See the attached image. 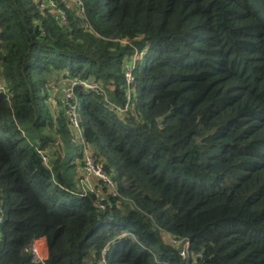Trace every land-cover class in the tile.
I'll list each match as a JSON object with an SVG mask.
<instances>
[{
	"label": "trees",
	"instance_id": "trees-1",
	"mask_svg": "<svg viewBox=\"0 0 264 264\" xmlns=\"http://www.w3.org/2000/svg\"><path fill=\"white\" fill-rule=\"evenodd\" d=\"M80 1L0 0V264L39 237L47 264H187L165 233L193 264H264V0ZM69 78L96 86L80 141L52 107ZM78 141L119 159L118 193L77 186Z\"/></svg>",
	"mask_w": 264,
	"mask_h": 264
},
{
	"label": "built area",
	"instance_id": "built-area-1",
	"mask_svg": "<svg viewBox=\"0 0 264 264\" xmlns=\"http://www.w3.org/2000/svg\"><path fill=\"white\" fill-rule=\"evenodd\" d=\"M76 1V0H75ZM78 4H81L80 0H77ZM40 5L43 7V3ZM83 12V8L81 9V13ZM61 20L63 22L67 21V17L65 13L61 12L60 14ZM144 51L136 52L131 57V61L127 63L125 68V79L127 85L129 87L134 84L135 79L133 76V65L135 60L139 57H142ZM84 86L87 88H95V85L89 84L88 82L79 79V78H69L66 79L61 86V93L63 99V105L65 107L66 115L69 119L70 126L73 128L74 134H76V138L79 141L82 139V124L79 118L78 112V102L75 95V87L76 86ZM5 90L4 86L0 85V92ZM128 100L123 106L116 105L114 103L111 104V108L118 111L119 113H124L130 110V106L132 105V94L130 90L127 92ZM84 160H83V176L80 180L81 190L84 194L88 192H93L97 195L100 201L104 200V193L102 191L96 189V186L93 185L89 179L96 178L100 182V184L106 187L109 191L117 192V181L114 178V174L111 171H108L104 168V164L101 159L95 155L92 151L88 150L87 144H84ZM41 157L46 165H50V155L47 149L41 150ZM99 206L104 209L105 205L103 203L99 204ZM3 224V216H0V238ZM166 239L173 244L179 250V254L182 258L186 259L187 264H193V260L197 257H202L203 253L199 252L196 254L191 251V243L188 238H178L170 233H165ZM28 251L32 254V259L36 264H47L48 258V243L45 237L35 238L30 245L28 246ZM107 248L103 249V255L106 254ZM103 263L105 264V259L103 256Z\"/></svg>",
	"mask_w": 264,
	"mask_h": 264
},
{
	"label": "crops",
	"instance_id": "crops-1",
	"mask_svg": "<svg viewBox=\"0 0 264 264\" xmlns=\"http://www.w3.org/2000/svg\"><path fill=\"white\" fill-rule=\"evenodd\" d=\"M5 84V79L0 75V85L1 86H4ZM54 94H52V107H53V111L54 113H59L61 110H63L62 108V96L60 95V91L58 88H55L53 90ZM53 99H55V102H57V105H54L53 104ZM89 144H87L88 146ZM88 149L93 151L94 152V147H92L91 145L88 146ZM112 171L114 172V175H115V171L112 169ZM80 174V175H79ZM79 175V177H78ZM83 176V168H81L80 166L77 167V175L74 177V181L76 182L77 181V178H82ZM89 181L96 186V189L102 191V187L100 188V184L98 183V179L96 178H91L89 179ZM80 186V185H79ZM81 187V186H80Z\"/></svg>",
	"mask_w": 264,
	"mask_h": 264
},
{
	"label": "rangeland",
	"instance_id": "rangeland-1",
	"mask_svg": "<svg viewBox=\"0 0 264 264\" xmlns=\"http://www.w3.org/2000/svg\"><path fill=\"white\" fill-rule=\"evenodd\" d=\"M67 1V4L70 6V7H73V5H72V3L74 4V0L73 1H68V0H66ZM56 88V87H55ZM53 94H54V92H52ZM63 102V101H62ZM53 104L54 105H57V102H55V99H53ZM81 110H82V106H81V104H80V106H79V116H80V114H81ZM89 146V145H88ZM76 149H77V151H76V153H75V155H77V154H79L80 152H82V150H83V144L81 143V142H77V147H76ZM89 150V149H88ZM90 151V150H89ZM90 152H92V151H90ZM79 160V162L81 163H79L78 165L81 167L82 166V168H83V164H82V162H81V159H78ZM112 169L115 171V174H116V176H118V173H119V159H118V162L117 163H114V165H113V167H112ZM112 172V174H114V172L113 171H111ZM76 184H77V186H79L80 185V180L79 179H77V181H76ZM81 188V187H80ZM2 232H3V230H2ZM32 255V254H31Z\"/></svg>",
	"mask_w": 264,
	"mask_h": 264
}]
</instances>
